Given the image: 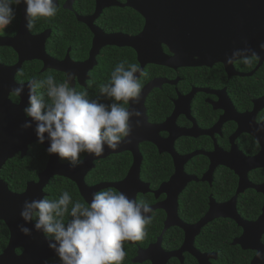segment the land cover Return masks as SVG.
I'll return each mask as SVG.
<instances>
[{
  "label": "flooded vegetation",
  "instance_id": "af4514ba",
  "mask_svg": "<svg viewBox=\"0 0 264 264\" xmlns=\"http://www.w3.org/2000/svg\"><path fill=\"white\" fill-rule=\"evenodd\" d=\"M55 3L58 9L55 17L41 18L31 31L25 29L24 5L16 8V18L0 34V67L12 71L9 73L16 86L25 87L30 81L46 78L49 74L62 82L66 73H75L78 78L71 81L70 86L87 91L90 99L104 101L98 97L99 86L108 82L119 61L126 59L140 66L135 50L113 45L112 39L138 36L145 22L132 8L126 7V0H55ZM243 6L249 14L250 4ZM134 14L142 20L137 34H134ZM237 32L238 36L231 39L227 36L226 41L232 40L233 48L245 47V41L249 46L250 36L245 34V28ZM17 37L18 52L4 45ZM261 41L255 40L254 49L258 52ZM161 49L163 56L174 57L167 46L161 45ZM129 51L134 55V62L127 58ZM230 54L229 45H223L222 52L213 53L214 60L195 58L202 64L200 66L171 69L148 64L143 68L146 75L140 76L141 97L147 86H155L134 105L142 113L141 125L136 126L135 118L133 124L134 147L137 146L141 160L139 166V160L127 151L108 156V149H105L99 157L81 154L82 163L77 167L83 163L88 166L87 162L92 166L83 179L87 188L101 186L100 190L123 192L137 201H146L152 209L147 237L139 242H124L127 256L123 264H264V259L255 257L256 250L264 252V231L253 232L251 238L249 229L227 217L235 216L242 224H247L255 223L263 215L264 196L249 188L239 192L240 179L234 169L239 168L240 155L253 158L264 149V145L249 134L262 135L260 140L263 141L264 52L260 53L262 59L251 67L237 62L226 64L225 57ZM18 64L19 68L14 70ZM3 81L10 86V75H0L1 86ZM8 99L14 106L23 99L28 102L26 91L21 97L9 93ZM15 117L13 121H17L18 116ZM149 139H157L159 146ZM170 145L173 154L179 157L198 154L183 165L184 174L194 180L185 183L178 195H175L177 187H165L177 168L166 151ZM36 148L44 151V169L36 174V179L25 180V173H20L21 162ZM233 148L236 154L231 157ZM7 154L11 156L10 148L0 153L1 162ZM214 154L222 157V166L212 167L209 157ZM198 159L204 163L197 165ZM48 160L49 154L44 147L31 144L24 156L15 152L6 160L0 168V182L11 194L20 196L30 184L38 183ZM59 163L69 166L65 160L59 159ZM133 166L134 178L124 183ZM11 167L17 170L10 183L6 174ZM113 172L117 174L114 176ZM245 175L247 185L260 187L264 184V168L245 172ZM56 178L61 177L49 180L43 189V198H48L46 189ZM61 179L71 183L80 199L86 202L74 182ZM227 188H231V196ZM242 198L249 203L241 201ZM250 212L257 214L252 217L248 215ZM209 213L212 220L198 228ZM17 221L19 224L12 223L14 227L20 225ZM33 224L34 221L30 222L31 227ZM32 233L38 234V231ZM39 237L45 239L42 234ZM9 241L10 226L0 221V256L8 248ZM23 251L16 248L13 253L18 257ZM46 260L48 264H60L56 255Z\"/></svg>",
  "mask_w": 264,
  "mask_h": 264
},
{
  "label": "clouds",
  "instance_id": "9594fccd",
  "mask_svg": "<svg viewBox=\"0 0 264 264\" xmlns=\"http://www.w3.org/2000/svg\"><path fill=\"white\" fill-rule=\"evenodd\" d=\"M24 5L25 29L31 31L41 18L57 14L55 0H0V34L16 18V8ZM259 52L247 46L226 55L225 63H241L251 67L262 59L264 43ZM146 75L137 63L119 61L108 82L99 86V95L109 103L90 99L87 91H78L70 82L78 77L66 73L62 82L53 74L11 89L13 96L27 94V106L22 109L26 119L21 129L34 127L36 142H48L46 152L56 154L74 169L82 163L81 154L96 157L105 149L117 150L132 133V120L137 127L142 116L140 76ZM152 209L144 200L137 201L123 192L100 190L90 202L73 200L68 191L55 199H25L20 217L33 229L17 225L25 236L40 232L48 241L60 264H123L127 252L124 242H139L148 235ZM255 257L264 259L256 250ZM44 264H48L45 260Z\"/></svg>",
  "mask_w": 264,
  "mask_h": 264
},
{
  "label": "water",
  "instance_id": "95a60500",
  "mask_svg": "<svg viewBox=\"0 0 264 264\" xmlns=\"http://www.w3.org/2000/svg\"><path fill=\"white\" fill-rule=\"evenodd\" d=\"M126 7L132 8L138 15L144 20V28L142 32L134 37H115L112 39L111 44L119 47L131 48L135 50L138 55V61L140 68H143L148 64L164 66L171 69H177L178 67H194L202 64L195 61V58H199L202 61L207 59H215L213 53L215 51L222 52L223 45H229V52L234 49L232 47V40L226 41V37L229 39L238 36L237 30L239 28H245V34L250 36L248 40V47L254 49L255 40L264 43V0H126ZM247 3L251 6V12L248 14L244 10L243 4ZM22 5V4H21ZM110 6V5H108ZM240 35H243V31ZM17 40H11L4 45L12 47L14 50H18L16 47ZM250 41V43H249ZM2 44V43H1ZM161 45L167 46L174 57L167 58L163 56ZM256 50V49H255ZM18 52V51H17ZM264 60V59H263ZM21 61V60H20ZM21 63V62H19ZM18 64L14 67V70L19 68ZM178 65V66H177ZM11 70L0 67V75H10V86L5 85V81L0 85V153L6 148H10L11 156H4L3 161H0V168L4 165L6 160L12 158L15 152H21L24 156L27 147L31 144H35L36 136L33 125L32 128L21 129L20 125L25 122V118L22 114V109L27 105L23 99L22 103L18 106H14L8 99L11 89L17 87L12 80ZM155 86L152 84L147 86L143 91L141 100L149 93V91ZM21 97V96H20ZM177 115V114H175ZM15 116H18L17 121ZM30 119V118H29ZM12 123V126L10 124ZM14 124V125H13ZM134 118L132 120V133L125 142H122L121 146L117 150L108 149V156L113 153L130 152L133 158L139 160L140 155L137 151V146L134 147ZM264 145L260 140L262 135L257 136L253 133H249ZM150 142L159 146L157 139ZM39 144V143H38ZM45 149L48 147V142L40 144ZM171 145L166 149L168 153L173 157L177 166L175 176H173L170 182L165 186L166 188L177 187L178 195L183 187L193 178L187 177L183 172V165L189 160L194 158L198 154H192L186 157H179L172 152ZM236 154L233 148L230 156L233 157ZM239 154V153H238ZM211 159L212 167L221 165L222 157L219 154H214L209 157ZM59 157L56 154L49 155L48 164L42 174L39 176L37 184L29 185L27 191L18 196L11 194L6 186L0 182V221H4L10 226V241L8 248L0 256V264H44V261L51 258L55 253L48 248V241L38 234L31 233L30 236L21 234L18 227H14L12 223L24 224V221L20 217L21 205L25 199H40L44 197L43 189L48 185L49 180L53 177H61L74 182L80 192V195L90 202L91 195L99 191L100 187L89 189L84 185L83 179L86 173L91 169L90 162L88 166L84 163L78 168H70L66 165L59 163ZM137 162L138 166L140 164ZM239 168L235 170V173L240 179V191H244L246 188L256 190L264 196V184L260 187H254L246 184V175L248 171L264 168V149L263 152L253 158H245L242 155L238 158ZM135 166V165H134ZM134 166L129 172L127 180L134 178ZM241 169V171L239 170ZM136 171H139V167H136ZM137 174L135 179H137ZM186 183V184H185ZM125 185H123L124 187ZM134 198V197H132ZM14 206V208H12ZM221 215L217 216L220 217ZM229 219L234 220L242 227L249 229L248 235L252 238L253 232L263 233L264 231V210L263 215L255 223L242 224L235 216H227ZM214 219V218H213ZM212 220L210 213L199 223L198 228ZM24 226L32 229L30 222L24 224ZM247 235V236H248ZM243 241V240H242ZM242 243V242H241ZM156 247V246H154ZM22 248L23 253L16 257L13 253L14 249Z\"/></svg>",
  "mask_w": 264,
  "mask_h": 264
},
{
  "label": "trees",
  "instance_id": "16d2710c",
  "mask_svg": "<svg viewBox=\"0 0 264 264\" xmlns=\"http://www.w3.org/2000/svg\"><path fill=\"white\" fill-rule=\"evenodd\" d=\"M141 27H142V20L136 14H134V34H137L141 30ZM127 54H128V57L127 56L126 57L131 62H134V55H133V53L129 51V52H127ZM99 100H100V102L105 103V99H104V101H101V99H99ZM44 156H45L44 155V151L41 148H36V149L32 150L29 153V155L27 156L26 160L24 159L21 162L20 173L21 172L25 173L24 174L25 175V180L36 179V174L38 172H41L44 169V166H45V163H46V157H44ZM197 161H198L197 162V165L200 164V163L201 164L204 163L203 162L204 160H202V159H198ZM127 167L128 166H126V169H127ZM15 169L17 170L16 167H11L10 170L8 171V173L6 174V176H7V179L6 180H9L10 183L12 182L11 180L13 178H15L14 177L15 176L14 174H16ZM126 169L124 170L125 172H126ZM197 171H198V169H197ZM116 174H117V172L116 173L113 172V175L114 176ZM223 176L226 177V174H223ZM93 178H96L95 175H93ZM21 184H23V182ZM227 190L229 191V194L228 195L231 196V192H230L231 188H227ZM63 191H68L71 194L73 200L80 199V197H79V195H78V193L76 191V188L71 183H69L68 181H65V180H63L61 178L60 179L59 178H56L49 185V187L46 189V193L48 195V198L47 199H55V198H58ZM241 201L248 202V200H246L244 198H242ZM256 205L258 206V203H256ZM257 212H259L258 209H257ZM257 212H255V213L254 212H250L248 215H252V217H255L256 214H257Z\"/></svg>",
  "mask_w": 264,
  "mask_h": 264
}]
</instances>
